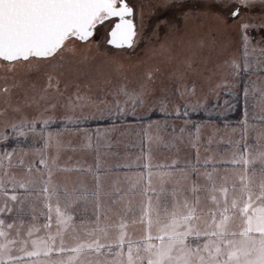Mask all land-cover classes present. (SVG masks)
<instances>
[{"label":"rangeland","instance_id":"374dc122","mask_svg":"<svg viewBox=\"0 0 264 264\" xmlns=\"http://www.w3.org/2000/svg\"><path fill=\"white\" fill-rule=\"evenodd\" d=\"M128 1L137 26L131 47L108 43L109 19L88 41L66 42L53 57L0 59V207L7 200L12 212L6 215L21 238L45 223L40 191L45 180L75 201L69 211L83 236L89 227L85 213L94 214L85 211L77 191L85 189L89 147L95 165L105 166L101 154L120 156L137 147L139 157L147 138L154 147L177 143L186 134L212 142L213 163L238 155L244 143L264 144V0ZM236 7L238 17L231 15ZM236 103L241 118L223 120ZM199 110L205 115L197 120L192 112ZM99 146L110 150L99 152ZM242 171L235 165V179ZM33 180L29 188L18 187L19 181ZM5 191L15 193L18 202ZM96 203L86 206L97 210ZM44 235L41 227L34 237ZM65 240L67 246L74 243L68 235Z\"/></svg>","mask_w":264,"mask_h":264},{"label":"snow or ice","instance_id":"6c2138e0","mask_svg":"<svg viewBox=\"0 0 264 264\" xmlns=\"http://www.w3.org/2000/svg\"><path fill=\"white\" fill-rule=\"evenodd\" d=\"M240 3L246 5L248 0ZM132 15L128 0H0V59L53 57L66 42L88 41L98 25L113 17L119 22L114 23L108 42L116 47H131L136 35V25L129 18ZM231 15L238 17L240 8H234ZM243 70H247L246 63ZM229 163L243 168L233 181L227 174L215 175V166L205 173L194 168L195 179L189 180L187 187L174 184L166 189L163 185L170 181L168 173L161 176L159 190L151 187L149 179L137 209L138 218L134 214L131 219L122 217L116 224L103 225L102 217H108L98 211L91 217L95 226L83 228V236L73 224L74 213L69 211L75 201L66 190L50 187L45 180L40 190L47 209L45 223L30 228L27 238L20 237L15 221L9 222L11 218L6 214L12 208L7 200L0 207V214H5L0 216V264H21L25 258H29L27 264H264V144H242ZM140 167L148 170L150 177V166L144 163ZM141 179L133 183V189ZM35 183L17 182L19 188ZM99 187L97 183L96 190L77 191L81 198L95 199L100 209ZM4 195L18 202L15 193L8 195L5 191ZM112 195L121 198L123 193L116 189ZM205 201L211 207L202 206ZM129 223L143 225L142 235L129 236ZM41 227L45 235L34 237ZM110 229L116 230L114 239H109ZM66 235L74 241L71 246L66 244ZM14 251L18 254L14 255Z\"/></svg>","mask_w":264,"mask_h":264},{"label":"crops","instance_id":"0c3cea01","mask_svg":"<svg viewBox=\"0 0 264 264\" xmlns=\"http://www.w3.org/2000/svg\"><path fill=\"white\" fill-rule=\"evenodd\" d=\"M186 134V133H184ZM194 133H191V136ZM148 137V136H147ZM186 136H182L180 141L177 143L168 145L160 144L158 147H154L153 143L147 140L143 143L140 148L141 155L138 157V148L130 147L120 156L114 155L113 151L108 153L109 148H100L98 151L104 149V154H101L104 165H95L96 160H92L93 155L91 154L93 148L87 150L88 159H85V189L93 191L97 189V183H99V203L101 205L100 209L93 210L86 205L91 204L92 201H96L91 196L85 197V211L91 210L93 213L103 212L107 215L108 219L104 220L102 217L103 225H113L120 221L122 217L125 219H131L134 214L138 218V206L140 202L144 199L143 188L150 179L151 187L157 190L161 187V176L164 173H168L170 176L169 183L163 186L167 189L171 185H178L180 187H187L189 180L195 179L194 168L200 173H205L213 171V166H215L214 174L219 176L227 174L229 181L235 180V165L229 163L233 159H224L225 161L213 163L210 161V157L213 156V150H211L210 145L206 141H196L187 139ZM233 142V139L230 140ZM227 140L224 144L227 145ZM232 150V148H231ZM118 151V150H117ZM100 160V157L98 158ZM98 160V161H99ZM147 163L151 168V175L149 177L148 170L142 169L140 166ZM119 164L118 166H116ZM175 168H157V165H173ZM105 168V169H104ZM117 168L115 170H111ZM99 177V180H98ZM143 177L140 180V184L136 186L135 189L132 188L133 183ZM168 179V177H166ZM203 181L204 177H200ZM119 189L123 196L121 198H116L115 203H113L114 196L107 200L106 195H109L110 190L113 192ZM97 202V201H96ZM204 207H211L206 201L202 204ZM85 213V226L94 227L91 218H87ZM128 235L132 238H137L142 235L143 225L139 223H129L127 229ZM116 236V230L110 229L109 239H114Z\"/></svg>","mask_w":264,"mask_h":264},{"label":"trees","instance_id":"16d2710c","mask_svg":"<svg viewBox=\"0 0 264 264\" xmlns=\"http://www.w3.org/2000/svg\"><path fill=\"white\" fill-rule=\"evenodd\" d=\"M228 97L230 98V102H231L233 100V95H230ZM234 100H235V102H237L236 98ZM241 109H242V106H240V103H236L233 111L226 114L224 116V118H222V119L227 121V120L234 119V118H241V112H240ZM192 113H193L192 115L195 116L194 118H196L197 120H200L201 116L205 115V112L201 111V110L196 111V112H192ZM7 131H8V133H11V135H12V130L8 129ZM9 138H11V136Z\"/></svg>","mask_w":264,"mask_h":264},{"label":"water","instance_id":"95a60500","mask_svg":"<svg viewBox=\"0 0 264 264\" xmlns=\"http://www.w3.org/2000/svg\"><path fill=\"white\" fill-rule=\"evenodd\" d=\"M129 2V1H128ZM129 6L133 8V15L131 17H129L130 19H132L133 23L136 25V22H135V19H134V7L132 4L129 3ZM110 19H113V24L111 25V27L109 28L108 30V41L110 40V31L111 29L114 27V23L116 22H119L117 18L113 17V18H110ZM136 33H137V26H136V29H135ZM96 32V31H95ZM95 34V33H94ZM136 36V35H135ZM135 36L133 37V40H132V44L134 43V40H135ZM109 43V42H108ZM110 44V43H109ZM112 45V44H111ZM114 46V45H113ZM116 47V46H115ZM123 47H129L127 45L123 46Z\"/></svg>","mask_w":264,"mask_h":264},{"label":"bare ground","instance_id":"6f19581e","mask_svg":"<svg viewBox=\"0 0 264 264\" xmlns=\"http://www.w3.org/2000/svg\"><path fill=\"white\" fill-rule=\"evenodd\" d=\"M112 20V19H111Z\"/></svg>","mask_w":264,"mask_h":264}]
</instances>
